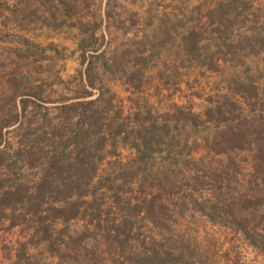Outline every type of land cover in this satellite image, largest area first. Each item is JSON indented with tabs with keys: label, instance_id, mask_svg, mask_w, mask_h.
I'll return each mask as SVG.
<instances>
[{
	"label": "trees",
	"instance_id": "obj_1",
	"mask_svg": "<svg viewBox=\"0 0 264 264\" xmlns=\"http://www.w3.org/2000/svg\"><path fill=\"white\" fill-rule=\"evenodd\" d=\"M78 1L14 0L10 6L7 0H0V18L6 23L7 19H20L19 23L25 24L41 20L42 13L50 16L49 25L61 27L66 18L77 13L72 10L78 9ZM241 6L247 3H220L207 13L213 26L209 33L193 28L181 36L178 49L182 66L218 71L219 60L227 54L237 57L240 50H251L252 54L256 47L264 48V37L255 32L258 20H250ZM98 25L95 19L81 23L82 38L75 52L82 69L74 78V89H68L69 95L47 99V78L42 72L36 76L31 70L22 73L18 67L10 73V107L0 117V172L7 162L0 179V217L7 219L10 229L25 230L12 264H45L44 252L50 259L58 254L60 262L74 257L79 264H106L104 253H110L112 264H194L189 247L164 234L160 242L154 238L151 245L142 240V246H134L139 237L135 222L141 215L143 220L158 224V219L168 222L173 215L185 219L199 214L212 224L240 232L264 253V123L256 126L248 120L242 106L228 94L203 114L175 106L161 115L137 112L134 121L125 118L105 83L115 64H110L111 59L102 51L104 36L96 34ZM243 25L249 28L242 36L239 30ZM171 34V29L164 32L165 43ZM121 73L137 91L141 69ZM229 92L239 95L248 106L264 109V101L258 103V87L252 82L235 80ZM205 126L217 131L214 138L205 140L213 154L210 163L203 158L194 160L190 136L181 139L180 135L181 128L198 132ZM6 130L10 136L7 143ZM119 142L136 152L119 177L131 184L135 175L141 174L140 195L134 201L114 195V204L105 208L104 188L113 191L118 178H112L111 173L100 178L99 170L106 153L117 156ZM246 150L254 151L255 167L240 180L232 155ZM159 159L165 163V168H158L163 177L153 174ZM129 171H134L130 178ZM207 191L211 197L204 199L202 194ZM112 207L117 211L111 219ZM79 219L94 227L106 251L83 244V238L68 231Z\"/></svg>",
	"mask_w": 264,
	"mask_h": 264
},
{
	"label": "rangeland",
	"instance_id": "obj_2",
	"mask_svg": "<svg viewBox=\"0 0 264 264\" xmlns=\"http://www.w3.org/2000/svg\"><path fill=\"white\" fill-rule=\"evenodd\" d=\"M13 1L7 0L10 6ZM227 1L230 0H79L78 9L72 10L77 13L66 18L61 27L49 25L50 16L42 13L41 20L25 24L19 23V18V21L15 18L7 19V23L0 18V117L5 115L10 107L7 103V82L10 73L18 67L22 73L31 70L36 76L37 72H42V77L47 78V99L52 101L67 95L68 89H74V78L82 69L79 54L75 52L82 38L80 26L81 23L93 22L95 19L99 24L96 34L98 37L104 36L102 51L107 59H111L110 64H115L113 70L108 71V76H105V83L115 94L114 103L123 111L125 118L134 121L137 112L161 115L171 112L175 106L203 114L207 108L221 103L223 96L228 94L242 106L244 116L248 120L256 126L263 124V108L259 105L254 108L248 106L239 95L229 92L230 83L235 80L252 82L260 93L258 103L264 101L263 47H256V52L252 54L251 50H240L237 57L227 54L224 59L219 60L218 71L182 66L183 57L178 49L181 36L193 28L209 33L213 26L208 21L207 13ZM241 1L247 3V6H241L240 9H245V14L250 20H258L255 32H260L261 37H264V0ZM61 19L60 17L59 20ZM248 28L249 25L241 27L239 31L242 36L248 33ZM169 29L172 31V38L165 43L164 32ZM258 53L259 55H254ZM23 55H26V58L22 57ZM138 69H141L143 77L141 82H137L140 83L139 89L134 91L132 86L125 82L126 78L121 72L131 73ZM59 80L64 84L59 83ZM50 84H53L51 88L47 86ZM47 106L52 107L51 104ZM5 133L7 143V137L10 136H7V130ZM180 133L181 139L190 136V144L195 146L192 154L194 160L203 158L206 163L212 162L213 154L208 152L205 140L214 138L217 131L213 127L205 126L198 132L190 127L181 128ZM109 150L107 147L106 151ZM116 154L117 156H110L106 153L99 170L100 178H104L108 173H111L112 178H118L113 191L108 187L104 188L107 203L105 208L114 204V195L133 201L140 195L138 185L141 174L135 175L131 184L119 177L123 167L136 157V152L129 145L125 146L119 142L116 145ZM232 156L235 158L240 180L243 175L254 172V151H241ZM222 159L226 160L225 157ZM162 163L160 159L157 161L154 175L163 177L161 170H158L160 167L165 168V163ZM6 165L0 172V179L6 173ZM129 173L128 178L134 171ZM202 195L204 199L210 198L211 192L207 191ZM116 211V207H112L110 218L115 217L112 213ZM157 222L158 224H152L143 220L142 215L136 219L135 231H138L139 237L134 241V246H142V240L144 244L151 245L154 238L160 242L164 234L187 245L194 264H264V253L250 245L243 234L226 225L212 224L199 214L194 218L185 219L173 215L171 221L158 219ZM87 226L89 224L86 220L79 219L70 224L68 231L75 238H83V244L106 251L107 248L101 243L98 232L92 225L88 229ZM24 232L23 227L10 229L7 219L0 217V264L13 263L15 250L18 242L22 241ZM111 253L114 255L112 251ZM104 254L107 257L106 264H112L108 258L110 253ZM53 255L54 259H50V255L44 252L43 262L80 263L74 257H67L60 262L58 254Z\"/></svg>",
	"mask_w": 264,
	"mask_h": 264
}]
</instances>
